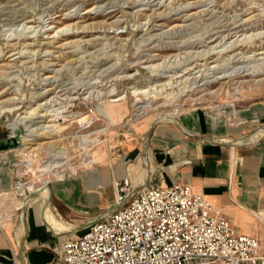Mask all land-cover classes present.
Returning a JSON list of instances; mask_svg holds the SVG:
<instances>
[{
  "label": "rangeland",
  "instance_id": "374dc122",
  "mask_svg": "<svg viewBox=\"0 0 264 264\" xmlns=\"http://www.w3.org/2000/svg\"><path fill=\"white\" fill-rule=\"evenodd\" d=\"M263 52L264 0H0V139L23 128L16 148L0 150V235L12 258L21 185L49 181L50 197L59 182L92 184V173L126 164L153 123L175 127L171 116L264 125Z\"/></svg>",
  "mask_w": 264,
  "mask_h": 264
},
{
  "label": "crops",
  "instance_id": "0c3cea01",
  "mask_svg": "<svg viewBox=\"0 0 264 264\" xmlns=\"http://www.w3.org/2000/svg\"><path fill=\"white\" fill-rule=\"evenodd\" d=\"M173 123L175 127L155 123L147 147L148 135L142 147L130 143L126 164L92 173V184L80 179L59 182L50 187L46 203L27 205L22 213L24 235L13 255L16 264H54V254H60L71 237L120 207L106 189L125 179L131 183L128 199L149 185H190L221 209L234 231L257 237L264 254V125L238 127L204 116ZM135 160L138 163L131 162ZM48 209L75 229L62 231L50 220L55 218ZM5 242L0 235V264H11L14 248L5 247Z\"/></svg>",
  "mask_w": 264,
  "mask_h": 264
},
{
  "label": "built area",
  "instance_id": "2783aa9c",
  "mask_svg": "<svg viewBox=\"0 0 264 264\" xmlns=\"http://www.w3.org/2000/svg\"><path fill=\"white\" fill-rule=\"evenodd\" d=\"M114 187L120 207L71 237L54 264H264L260 240L190 185H149L127 203L129 179Z\"/></svg>",
  "mask_w": 264,
  "mask_h": 264
},
{
  "label": "bare ground",
  "instance_id": "6f19581e",
  "mask_svg": "<svg viewBox=\"0 0 264 264\" xmlns=\"http://www.w3.org/2000/svg\"><path fill=\"white\" fill-rule=\"evenodd\" d=\"M68 29V28H67ZM59 30V32H60V30H62V29H58ZM57 30V31H58ZM264 53V52H263ZM150 61V60H149ZM151 98V97H150ZM170 116V115H169ZM33 119V118H32ZM32 119H30V120H32ZM165 119V118H164ZM169 119V118H168ZM170 119H171V121L172 122H176V116H171L170 117ZM169 119V120H170ZM31 123V122H30ZM34 123V122H33ZM36 124V123H35ZM48 127V126H47ZM44 128V127H43ZM32 130V129H31ZM39 130H40V128H39ZM30 132V131H29ZM29 132H28V134H29ZM38 132V131H37ZM34 134V133H33ZM37 134H39V133H37ZM188 134V133H187ZM263 135V134H262ZM34 136V135H33ZM37 136V135H36ZM40 136H41V134H40ZM27 137V136H26ZM29 137V136H28ZM30 137H32V135H30ZM38 137V136H37ZM24 139V138H23ZM219 139H221V138H219ZM227 139V138H226ZM38 140V139H37ZM224 140V139H223ZM24 141V140H23ZM28 142L27 143H25V144H28V149H30V148H32V144H34V142L36 141V138H28V140H27ZM226 141V140H225ZM221 143V142H220ZM237 143V142H236ZM43 145H45V143H42ZM23 145V144H22ZM54 147V146H53ZM37 149H40V147H35V148H33L32 150H37ZM54 149V148H53ZM54 151V150H53ZM58 154V153H57ZM56 156V155H55ZM53 157V156H52ZM54 159H56V157L54 158ZM60 159H61V157H60ZM55 161V160H54ZM96 161V158H92V156H90V158H86L85 159V163H86V165L88 164H91V163H94ZM53 165V164H52ZM57 167V166H56ZM55 167V168H56ZM60 167V166H59ZM146 173V172H145ZM54 176H57L58 178H59V180L60 181H62L63 180V175H60L59 173L58 174H56L55 173V175ZM144 179L146 180V176L144 175ZM147 181V180H146ZM49 183V181H46V182H44L43 184H41V185H37V184H32V185H30L29 186V188L27 187H25L24 188V186L25 185H21L20 186V189L23 191V190H25V191H28V195L25 197V198H23L20 202H19V204H18V207H17V209H24L26 206H27V203H29V201L31 200V199H33L34 197H36L39 193H45L47 196H46V198H45V203L48 201V199H49V195H48V190H47V184ZM144 184L146 183L147 184V182H143ZM142 187V186H141ZM21 195H23V193H21ZM50 208H51V206H50ZM49 210V209H48ZM49 213H50V215L53 217V218H55V220L58 222V223H60L61 225H63L65 228H66V230L68 231V232H72L73 231V229H75V228H73L74 226H71L70 224H68V223H66V222H63V221H61V220H59V219H57L56 218V216H54V214H52V212L49 210ZM257 215V214H256ZM23 221V220H22ZM26 222V221H25ZM25 226V225H24ZM77 232V231H76ZM74 234V233H73ZM18 242V241H17ZM18 245L20 246V244L18 243ZM19 246H18V248H19Z\"/></svg>",
  "mask_w": 264,
  "mask_h": 264
},
{
  "label": "water",
  "instance_id": "95a60500",
  "mask_svg": "<svg viewBox=\"0 0 264 264\" xmlns=\"http://www.w3.org/2000/svg\"><path fill=\"white\" fill-rule=\"evenodd\" d=\"M155 123H153L151 128H150V131H149V134H148V139L146 141V147L148 146V141H149V138H150V136L152 134L153 128L155 126ZM22 132H23V128L18 127L14 131V134L16 136L13 135V136L8 137V138L0 139V150H2L3 148L8 149V150L16 148L20 144L18 142L20 140V135L22 134ZM126 200H128V198H126Z\"/></svg>",
  "mask_w": 264,
  "mask_h": 264
}]
</instances>
